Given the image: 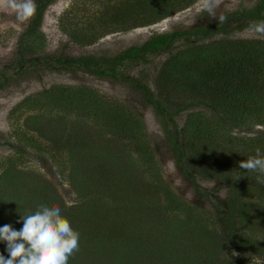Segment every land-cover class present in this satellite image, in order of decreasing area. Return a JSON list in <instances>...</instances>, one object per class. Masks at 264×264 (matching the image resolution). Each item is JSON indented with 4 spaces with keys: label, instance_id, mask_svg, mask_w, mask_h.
Instances as JSON below:
<instances>
[{
    "label": "rangeland",
    "instance_id": "374dc122",
    "mask_svg": "<svg viewBox=\"0 0 264 264\" xmlns=\"http://www.w3.org/2000/svg\"><path fill=\"white\" fill-rule=\"evenodd\" d=\"M97 1L51 0L43 9L40 24L32 36L24 33L29 21L0 31V85L4 84L0 87V184L7 182L6 175H11L10 182L15 183L13 187L1 186L6 200H0V227L10 224L14 230H19L22 225L17 223L18 209L34 208L43 202L59 206L61 214L79 232V251L69 258L68 264H188V259L198 253L208 258L209 264H264V190L258 195L242 197L252 216L249 222L236 218L233 226H239L242 233L232 234L237 242L249 237L258 244L240 251L227 243L225 235L228 234L214 223L213 203L228 200L229 185L216 177L205 179L198 175L192 184L177 163L168 138V132L172 133L176 128L179 143L183 141L180 132L190 111L201 110L208 116H218L220 112L213 113L199 106L164 117L157 114L142 94L129 84L82 69L56 68L52 59L63 53L94 55L99 61L131 45L141 44L153 33L192 28L210 21L220 22V16L227 18L236 9L255 7L260 0H220L219 4L213 3L212 12L206 9L205 0H195L153 24L127 26L125 29H117L115 27L119 26L113 24V30L104 34L101 33L106 27H100L99 19L106 11V2L114 0ZM139 12H135L136 23L141 21L140 14H143L140 9ZM261 12L264 14V4ZM16 23L14 14L0 12V24ZM60 24L68 29H81L80 32L88 35L85 40H96L90 45H76L61 30ZM245 29L236 31L231 37L264 40L251 36ZM22 33V41L18 44ZM218 37L206 40L211 42ZM22 47L27 50H21ZM167 56V53H162L150 55L142 62H126L118 67V76H137L140 70H145L144 75L152 79ZM53 85L86 86L93 88L95 94L93 97L84 96L81 104L60 102L50 107L40 94ZM150 85L153 86L152 82ZM26 97L29 100L23 105ZM108 98L138 115L142 128L139 125L137 138L119 136L106 128L110 124L105 120L107 103L101 101ZM19 104L20 107L9 114ZM40 114L41 120L33 118ZM41 121L48 126L38 127ZM250 123L251 117L245 115L223 130L233 141L230 144L216 139L225 147L222 150L227 151L230 146L235 149L234 159L252 150L253 142L246 145L245 138L253 137L263 129L259 124ZM56 139H59L58 143ZM103 145L106 148L101 147ZM71 149H76V152ZM104 153L108 157L102 158L104 175L98 179L90 177L92 170L96 169L97 154L103 156ZM168 161L174 163V172L166 167ZM145 169V174L140 175ZM126 175L142 181L135 191L128 189L131 184L124 179ZM146 176L147 183L161 181L160 184L168 185L173 192L172 198L168 195L170 200L158 198L154 202L145 196L144 199L139 198L140 206L135 202L133 205L128 197L134 196L141 188L147 190L149 184H143ZM105 180L109 198L115 205L110 212L104 207L99 210L91 207L98 197L106 193ZM241 183L243 185L239 187L244 194L249 185ZM197 188L204 194L197 192ZM16 194L25 198L19 206L13 199ZM162 196L165 198L164 194ZM180 199L183 201L176 207L172 206ZM165 203L169 207H164ZM149 206L158 209L162 215L168 214L167 229H164L162 215L153 214ZM196 211L201 212L202 217L190 222V215L194 217ZM171 221L177 222L179 227L175 229ZM0 254L8 258L5 242H0Z\"/></svg>",
    "mask_w": 264,
    "mask_h": 264
},
{
    "label": "trees",
    "instance_id": "16d2710c",
    "mask_svg": "<svg viewBox=\"0 0 264 264\" xmlns=\"http://www.w3.org/2000/svg\"><path fill=\"white\" fill-rule=\"evenodd\" d=\"M50 1L36 0V12L29 20L24 31L25 34L30 36L34 34V30L40 24L42 11ZM194 1L114 0L106 2V11L99 19L100 27H106L101 34L113 30L111 26L113 24L119 26L115 27L117 29L153 24L172 13L184 9ZM263 4L264 0H260L255 7L236 9L223 22L210 21L192 28H177L167 32L153 33L141 44L131 45L113 56L102 57L99 60L100 62L98 61L99 58L94 55H65L59 53L52 58L56 62V68L71 71L82 69L91 74L111 77L129 84L142 94L145 101L152 106L157 114L164 117H172L181 111L199 106V108L214 111L213 113L220 112L218 116H208L207 113L201 110L190 111L180 132L183 139L181 143L178 141L179 131L176 128L172 133L168 132V129L167 132L175 159L192 184H194L197 179L196 175H198L205 179L216 177L229 185L231 190L227 196L228 200L225 203H213V212L216 217L214 223H218L224 234L229 235H225L228 238L227 243L230 246L238 247L240 251L258 244L254 238L249 237H246L242 242H237L232 233H242L239 226H233L236 218L240 217V221L249 222L250 216H252L244 201H242V197L251 194L258 195L259 192L264 190L263 184L256 179L257 173L239 168V162L255 155L257 149L264 153V40L233 38L231 35L236 31L247 28L251 21H264V14L261 12ZM139 9L143 11V14H140L141 21L139 20L136 23L135 12H139ZM130 21H133V23L129 24ZM60 27L76 45H90L96 40L94 38L85 40V36L88 35L80 32L81 29H68L61 24ZM24 33L21 34L18 44L22 41ZM217 35L220 37L211 42L206 40ZM178 47L179 49L175 51ZM21 50L26 51L27 49L22 47ZM162 53H167L168 56L152 79H148L144 75L145 70H140L141 72L137 76H118V67L122 64L142 62L150 55ZM21 60L23 61L22 58ZM21 63L19 62V64ZM150 82L153 86L150 85ZM3 85H0V87ZM93 94H95L94 89L86 86L53 85L43 90L40 96L44 98L47 106L52 107L60 102L65 104V102L75 101L81 104L84 96L93 97ZM26 100H29L28 97L22 103L23 105L26 104ZM101 102L107 103L105 120L107 124H110L106 128L111 133L116 132L119 136L137 138L140 132L139 125L142 128L138 115L129 108H125V105L114 101V99H103ZM111 102L115 103L112 105ZM18 107H20V104L12 108L9 114ZM245 115L251 117L250 124H259L263 126V129L258 130V134L253 137L245 138L244 143L247 145L253 142L254 147L252 150L249 148L250 150L247 153L244 152L234 159L235 149L232 150L233 147L230 146L227 151L222 150L225 147L222 143H217L216 139L220 142L226 140L228 144L232 143L233 141L224 134L223 130L229 124H236L237 120ZM35 117L41 120V114L33 116L34 119ZM206 117L210 119H206ZM31 122L36 123L37 121ZM45 126H48L45 121L38 124L41 129ZM53 132H55V129H53ZM58 140L56 139L55 142L58 143ZM113 140H116V138ZM101 147L106 148L105 145ZM68 151L70 152V150ZM71 151L75 153L76 149H71ZM102 158L107 159L108 157L105 153L103 156L97 154L96 169L92 170L93 173L90 177L95 178L96 176V179H98L99 176L104 175L103 167L105 163H102ZM91 166L94 167L93 161H91ZM234 168L235 172H233ZM145 171L146 169L139 174L143 175ZM9 176L6 175L7 182L0 184V200H6L3 197L4 190L1 189V186L13 187L15 185V183L10 182L11 178ZM112 176L115 178L116 175L113 173ZM124 179H128L129 184H131L128 188L131 191L132 189L135 191L136 186L138 187V184L142 183L134 176L126 175ZM147 179L146 176L145 181L143 180L144 185L145 183L149 184L146 187L147 190L141 188L134 193V196H131L130 191L129 196L131 198L128 197V199L132 201V204L135 202L140 206L139 198L144 199L145 196L154 202L158 198L159 200L165 199V201H168L170 200L168 195L172 198L173 192H170L168 185L160 184L161 181L156 184L147 183ZM241 182H247L249 185L247 192L244 194H242L239 187V185H243ZM104 189L106 193L98 197V200L92 203L91 207L94 206L98 210L104 207L110 212L115 208V205H112L113 201L109 198L106 180ZM159 190L161 192L158 193ZM197 192L200 193L199 188H197ZM162 194L165 195V198ZM13 199H15L16 205L19 206L25 198L16 194ZM181 201L183 199L178 200L172 206L176 207ZM152 206H149V208L152 209L153 214H161L158 209L155 208V210ZM165 206L169 207L166 203ZM1 209L2 207H0ZM201 217L202 213L196 211L194 217L190 215L189 220L192 222L193 219L199 220ZM162 219L165 222L164 229H167V225H169L168 214L164 213ZM260 221L262 222V220H258V222ZM171 223L175 225V229L179 227L177 222L171 221ZM167 233L169 234L168 231ZM203 248H206V246ZM201 256L202 254L198 253L193 258H189L188 264H209V259Z\"/></svg>",
    "mask_w": 264,
    "mask_h": 264
},
{
    "label": "clouds",
    "instance_id": "9594fccd",
    "mask_svg": "<svg viewBox=\"0 0 264 264\" xmlns=\"http://www.w3.org/2000/svg\"><path fill=\"white\" fill-rule=\"evenodd\" d=\"M213 3L220 0H205V7L212 12ZM0 12L14 14L16 24H0V31L17 27L29 21L36 12L35 0H0ZM224 16L219 17L223 22ZM251 36L264 38V21H251L245 29ZM166 167L174 172V163ZM239 168L257 173L256 179L264 183V153L256 154L239 162ZM179 184L180 182L177 181ZM57 205L38 203L34 208L18 209V224L14 230L10 224L0 227V242L6 243L8 258L0 254V264H68L69 258L79 251V232L74 230Z\"/></svg>",
    "mask_w": 264,
    "mask_h": 264
}]
</instances>
